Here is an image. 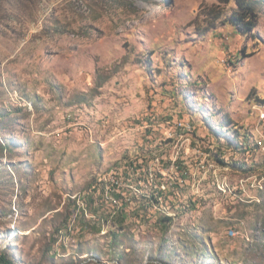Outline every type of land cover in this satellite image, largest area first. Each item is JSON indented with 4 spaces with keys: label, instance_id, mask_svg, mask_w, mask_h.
I'll return each mask as SVG.
<instances>
[{
    "label": "rangeland",
    "instance_id": "374dc122",
    "mask_svg": "<svg viewBox=\"0 0 264 264\" xmlns=\"http://www.w3.org/2000/svg\"><path fill=\"white\" fill-rule=\"evenodd\" d=\"M215 2L0 0V254L264 264V1L253 35Z\"/></svg>",
    "mask_w": 264,
    "mask_h": 264
},
{
    "label": "trees",
    "instance_id": "16d2710c",
    "mask_svg": "<svg viewBox=\"0 0 264 264\" xmlns=\"http://www.w3.org/2000/svg\"><path fill=\"white\" fill-rule=\"evenodd\" d=\"M264 0H216L215 3L199 8L196 19L206 23L205 29L213 27L217 20L233 25L243 34H254L257 26V5ZM233 4L228 8V5ZM228 11V12H227ZM228 14H227V13ZM168 220V218L165 217ZM0 264H14L6 255L0 254Z\"/></svg>",
    "mask_w": 264,
    "mask_h": 264
},
{
    "label": "built area",
    "instance_id": "2783aa9c",
    "mask_svg": "<svg viewBox=\"0 0 264 264\" xmlns=\"http://www.w3.org/2000/svg\"><path fill=\"white\" fill-rule=\"evenodd\" d=\"M120 176L117 169L112 168L105 174L97 178V183L100 185V191L102 192V199L106 202H111L119 206L125 198L126 181Z\"/></svg>",
    "mask_w": 264,
    "mask_h": 264
}]
</instances>
